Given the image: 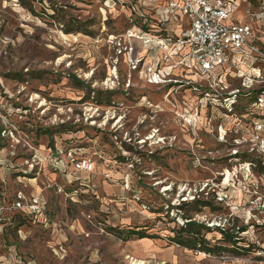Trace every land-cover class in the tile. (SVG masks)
<instances>
[{"label":"rangeland","instance_id":"374dc122","mask_svg":"<svg viewBox=\"0 0 264 264\" xmlns=\"http://www.w3.org/2000/svg\"><path fill=\"white\" fill-rule=\"evenodd\" d=\"M136 1L0 0V127L9 130L0 189L46 205L19 226L9 216L0 255L36 264H264V151L255 139L264 62L202 74L188 48L130 35L140 24ZM238 1L235 15L264 37V0ZM80 157L93 172L74 171ZM188 217L212 228V244L220 229L245 226L239 245L255 248L222 242L234 251L208 254L172 243ZM112 228L155 237L125 241Z\"/></svg>","mask_w":264,"mask_h":264},{"label":"built area","instance_id":"2783aa9c","mask_svg":"<svg viewBox=\"0 0 264 264\" xmlns=\"http://www.w3.org/2000/svg\"><path fill=\"white\" fill-rule=\"evenodd\" d=\"M147 1H136L131 7L133 13L147 21L150 16L149 11H154L158 26H161L158 30H165V33L151 35L149 31L137 28L134 32H130V35L149 44L157 43L166 50H170L171 46L173 50L188 48L191 66L196 67L200 73L215 75L219 71V74L227 75L239 70L238 67L244 63L243 61L252 57L264 62V37L256 34L250 21L235 15L241 4L238 0ZM261 7L259 16L264 17V3ZM140 61V58L136 60L133 64L134 68ZM263 101V98L259 97V103L255 105L262 107ZM263 130L264 123H258L255 139L262 151H264ZM8 131V128H3L1 135L7 137ZM72 166L77 172L91 173L95 169V163L87 157L74 159ZM247 170L249 171V168ZM45 206L37 194L27 195L23 190H17L13 196H10L0 189V232L11 223L9 216H13L16 212L37 215L44 211ZM0 264L36 263L19 256L14 251L0 255Z\"/></svg>","mask_w":264,"mask_h":264},{"label":"trees","instance_id":"16d2710c","mask_svg":"<svg viewBox=\"0 0 264 264\" xmlns=\"http://www.w3.org/2000/svg\"><path fill=\"white\" fill-rule=\"evenodd\" d=\"M135 23L141 29H144V31H147L150 29L149 27V18L147 21H145V18H138V20L135 21ZM136 25V26H137ZM158 25V22H157ZM161 25V24H160ZM161 28V26H159ZM155 35H159L162 33H165V30L155 31ZM264 92V89H259L256 93H262ZM3 128L0 127V149L4 148L6 145L5 138L1 135ZM186 205L190 203H184ZM194 206H210L211 202L209 201H202V200H196L194 202H191ZM37 215H30L24 212H16L12 216V222L17 221V225H21L23 223V220L32 218L34 219ZM19 219V220H18ZM11 224V223H10ZM5 226L4 229L0 232V235L6 230L9 226ZM17 226V227H18ZM113 231L117 233V236L125 241L131 240L133 238L137 239H143V238H153L155 237L152 234H149L146 229L144 228H128V229H117L112 228ZM247 230L245 226L239 227L238 230L235 232H229L227 230L220 229V233L222 234V238L216 241L214 244H212L211 240L207 238V233L212 231V228L210 226L205 225L204 223L199 222L198 220L193 219V217H188L187 220L174 232V236L170 237L169 239L172 241V243L182 246L184 248L191 249L193 251L198 252H206L208 254H219L222 252H229L234 251L233 248L228 247L222 242L227 244L236 245L239 247L241 251H249L251 250V247L255 248V246H251V244H248L247 246H241L239 243L242 241L240 238V233ZM19 256L24 257L23 255L19 254Z\"/></svg>","mask_w":264,"mask_h":264},{"label":"crops","instance_id":"0c3cea01","mask_svg":"<svg viewBox=\"0 0 264 264\" xmlns=\"http://www.w3.org/2000/svg\"><path fill=\"white\" fill-rule=\"evenodd\" d=\"M252 4V1L249 3V5H251ZM253 5V4H252ZM249 8H250V6H249ZM248 12V11H247Z\"/></svg>","mask_w":264,"mask_h":264}]
</instances>
